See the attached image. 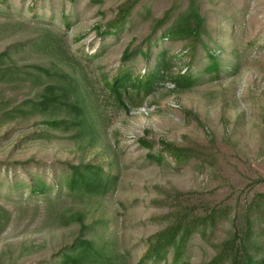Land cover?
<instances>
[{
	"label": "rangeland",
	"instance_id": "1",
	"mask_svg": "<svg viewBox=\"0 0 264 264\" xmlns=\"http://www.w3.org/2000/svg\"><path fill=\"white\" fill-rule=\"evenodd\" d=\"M189 7L199 35L167 37ZM3 53L15 74L0 79V264H55L78 239L117 264H208L248 217L247 252L264 259V0H0ZM149 75V90L136 86ZM48 85L77 112L31 110ZM75 113L80 129L47 125ZM161 142L191 158L176 163ZM158 153L160 164L148 160ZM86 165L110 180L104 194L67 190L71 168ZM180 218L181 256L147 260Z\"/></svg>",
	"mask_w": 264,
	"mask_h": 264
},
{
	"label": "trees",
	"instance_id": "2",
	"mask_svg": "<svg viewBox=\"0 0 264 264\" xmlns=\"http://www.w3.org/2000/svg\"><path fill=\"white\" fill-rule=\"evenodd\" d=\"M125 17H122L123 21ZM204 25V21L198 15L196 9L189 7L186 15L181 16L178 22L169 28L164 34L169 38H185L189 39L193 36L199 35ZM118 28L119 22L116 26H111V28ZM105 33L112 34V30ZM127 55V54H126ZM6 57L3 53L0 55V79L8 76L11 77L15 73V69L6 66L3 67L2 59ZM126 59L130 57L125 56ZM38 71L49 74V71L43 68L34 67ZM66 77V76H64ZM154 75L150 76L145 80L144 83L139 82L136 86L143 88V90H149L155 79ZM129 77L123 75L117 77L113 82V89H115V94L118 99L121 98L120 89L124 87L125 82H128ZM182 80V78H180ZM184 84H190V80L185 78L183 80ZM178 85L181 81H176ZM58 87L54 85L45 86L41 92L38 94L36 100L28 101L29 108L31 110L40 112L48 111L55 108L57 105L66 107V110H73L75 105L72 102H66L62 94L56 91ZM71 107V108H70ZM77 112V111H75ZM81 113H75V118L73 120H52L47 123L48 126L54 129L69 130L72 125L73 128L80 129L83 125V118ZM140 144L143 146H148L145 140H141ZM161 150L169 155L176 163L186 162L191 158L189 150L180 149L172 146L169 143L161 142ZM148 160L160 164L163 161V156L161 153L158 154H148ZM65 186L69 192H75L82 195H101L104 194L109 186L110 180L105 176L102 168L93 166H79L72 167L68 173ZM49 190V187L44 184L42 186L33 187L32 193L45 194ZM250 212V211H249ZM185 218L178 219L165 231L157 234L153 241L150 242L149 248L145 255L146 259L149 261H160L167 249L174 248V257L179 258L182 254V249L188 241L190 230L185 225ZM81 223L80 218L74 219ZM252 236V229L250 224V218L247 220V229L242 232V235L237 234L234 240L225 242L221 245L216 257L208 264H220L221 262H228L229 264H264V259L255 261L247 252V244L250 242ZM106 253L105 248L95 244L93 241L88 239H78L73 242V244L60 252L59 259L55 264H117L114 258Z\"/></svg>",
	"mask_w": 264,
	"mask_h": 264
}]
</instances>
